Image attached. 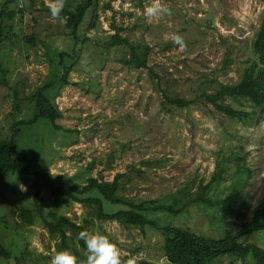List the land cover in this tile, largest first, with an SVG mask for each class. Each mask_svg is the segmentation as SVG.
I'll return each mask as SVG.
<instances>
[{"label":"rangeland","instance_id":"obj_1","mask_svg":"<svg viewBox=\"0 0 264 264\" xmlns=\"http://www.w3.org/2000/svg\"><path fill=\"white\" fill-rule=\"evenodd\" d=\"M262 2L162 0L170 14L150 20L145 9L152 0H98L96 26L87 32V39L80 40L76 59H65L73 65L61 80V73L55 70L56 66L61 69L60 55L73 47L66 24L52 18L46 0H0V7L6 3L8 10L16 11L12 20L4 17L0 23L19 36L8 33L0 49V141L12 138L16 121L33 118L37 94L45 88L62 113L57 125L64 130L41 118L21 126L18 146L30 156L29 170L38 167L31 151L48 162L46 169L58 188L82 189L89 178L110 182L116 174H124L119 197L143 202L168 201L179 195L180 201L173 204L176 209L202 192L201 185L208 186L207 199L227 196L237 161L244 166L236 170L247 167L248 175L235 217L221 219L220 208L208 204L152 215L164 218L166 214L162 223L198 235L225 237L250 221L254 207L264 201V107L255 108L250 100L242 99L220 102L251 114L252 122L247 124L217 112L200 95L213 93L221 84H238L235 77L241 74L229 72L227 66L239 63L240 58L219 56L229 49L238 50L240 57L252 54L248 50L262 21ZM80 3L66 0L65 7L74 10ZM173 34L183 37L185 48L173 42ZM113 35L125 38L129 45L120 43L108 49ZM144 44L148 47L147 67L128 65L130 45ZM218 71L222 73L218 86L209 88L205 80L214 82L212 75ZM166 94L197 102L186 109L164 108ZM230 163L227 182L210 186L219 167ZM14 175L0 178V218L6 220L0 223V243L11 253L9 260L0 255V264H17L15 258L25 249L23 264H51L61 251L59 237L49 233L40 217L32 226L20 223L17 213L33 208V202L27 181H21L27 176ZM90 194L100 197L95 191ZM40 203L48 220V213L53 212L79 224L88 221L87 232L107 235L122 250L124 261L167 264L163 237L153 227L142 231L117 221H99L92 207L52 195L48 189ZM104 203L108 211L111 204ZM254 233L244 240L264 247V232ZM77 243L71 238V246L79 250ZM250 263L224 258L214 264Z\"/></svg>","mask_w":264,"mask_h":264},{"label":"trees","instance_id":"obj_2","mask_svg":"<svg viewBox=\"0 0 264 264\" xmlns=\"http://www.w3.org/2000/svg\"><path fill=\"white\" fill-rule=\"evenodd\" d=\"M11 2L14 0H10ZM264 2V0H262ZM98 0H81V3L77 5L74 10L67 9L65 7L61 13L62 16L67 17L65 32L68 34L73 42V47L66 53H61L58 62L61 64V69L56 71L61 73L59 77L61 80H65L67 74L70 72L73 62L66 61L65 59L69 56L70 59L75 58V55L81 50L80 40L87 39V32L96 26L97 19V5ZM109 8V5H107ZM50 10V9H49ZM16 14V11L8 10L6 3L0 7V18L8 17L12 20ZM262 24L259 31L255 35L256 38L252 41V47L250 52L256 57H260L258 61L254 60L253 66L248 65L247 71L252 73L249 78L242 79V82L238 85H220L219 89L214 90L213 93L208 94L202 92V96L206 101L210 102L211 105L218 111H222L229 115H238L242 117L245 123L252 122L251 114L241 113L240 111H232L229 107L221 105V101L227 98L233 100H250L255 108L264 107V13L262 15ZM10 27L0 23V49L4 42L10 36L16 35ZM15 37V38H16ZM71 42V43H72ZM125 43L129 45V42L120 37L114 35L108 43V49L114 47L116 44ZM171 46V45H170ZM169 46V47H170ZM148 47L144 45H130V57L125 60L128 65L135 68L144 67L146 68L147 61V50ZM76 59V58H75ZM68 62V63H67ZM61 71V72H60ZM60 75V74H59ZM222 73L218 71L214 73L212 77L215 79L214 82H204L209 88L214 85L218 86V77ZM46 89H40L37 94L35 113L32 119L19 120L13 124L11 130L10 139L0 141V178L8 174H15L14 177L25 175L27 186L29 187L32 195L33 208L25 209L22 208L17 213L20 218L21 224H27L32 226L35 218H42L45 227L48 229L51 235H58L60 240L61 251H73L74 255L81 260L85 259L82 256L80 249L86 252V246L83 240L79 239V233L87 231L88 221H84L82 224L66 217L59 216L53 212L48 213L50 220L44 216V206L40 203L43 192L47 189L52 195L66 196L75 202L81 203L85 206L93 208L94 217L99 221H117L126 227H135L143 229L146 226L153 225L154 221L149 219L145 212L155 213L158 210H164V205L153 206L154 202L147 201H135L133 199L121 198L117 195L120 188V181L124 178V174H116L113 181L104 182L96 178H89L87 184L78 189L76 187H64L58 188L54 178L46 169L48 162L42 159L41 156L34 154L31 151V157L37 162V170H29V163L26 151L20 149L18 146V136L20 134L21 126H30L36 123L39 119H46L51 122L58 130H64L60 125H57V120L62 117L61 111L58 110L57 106L49 99L45 94ZM48 91V90H47ZM165 99L169 106H176V108H186L195 100L189 101L180 97H171L165 95ZM228 158H231L228 157ZM43 160V162H40ZM237 160V159H236ZM232 164L230 163L227 167L220 166L218 171L215 173L210 185L217 183V185L226 183L228 180V173L230 172ZM233 180L229 187H227L230 193L225 196H219L214 199H207L205 197L208 186L203 187L201 185L202 193H198L190 202H185L179 206L176 210L173 206L167 207L168 210H172L174 213H179L184 210L185 207L193 204H208L210 206H216L220 208L219 214L221 219H228L235 217L238 211L237 204L241 193V188L245 184L248 175V168L236 170V168L244 166L239 162L235 161ZM97 192L100 197H92L90 192ZM175 199V196L172 198ZM108 201L111 207L106 211L104 201ZM175 203V200H172ZM113 207V208H112ZM16 212V209H14ZM10 211V210H9ZM111 211V212H109ZM264 201L254 207L253 216L250 221L243 223L235 231H230L223 238H215L212 236H203L191 232L186 228H175L173 226L163 228V235L165 237L164 244L162 245V252L168 260V264H214L220 262L224 258H228L233 262L241 261L247 262L250 260V264H264V247L255 243H250L244 240L249 235L264 232ZM13 213V212H12ZM0 223H6L5 217L0 218ZM71 233L69 235L67 233ZM71 238L78 240L79 250L76 247H72L70 244ZM24 253L15 258L17 264H23L26 260ZM0 255L6 259L11 258V253L5 244L0 243ZM27 264H37V261H32ZM133 264H152L148 260L142 259L136 261Z\"/></svg>","mask_w":264,"mask_h":264},{"label":"clouds","instance_id":"obj_3","mask_svg":"<svg viewBox=\"0 0 264 264\" xmlns=\"http://www.w3.org/2000/svg\"><path fill=\"white\" fill-rule=\"evenodd\" d=\"M46 4H47L48 8L50 9L51 16H52V18L54 20H57L61 24H64V23L67 22V17L61 15L63 9L66 6V0H46ZM168 14H170V10L167 8L166 5H164L162 3V0H152V3L150 4V6H148L145 9V15L150 20L159 19V18H161V17H163L165 15H168ZM261 24H262V21H261V23H260V25H259V27L257 29V32L259 31V28L261 27ZM257 32H256V34H257ZM172 40H173V42L175 44L179 45L182 49L186 47V44H185V42L183 40V37L181 35H179V34H173L172 35ZM214 50L217 52L216 49H214ZM254 51L255 50L253 49V54H251V55L249 54L248 57H246V55L240 57V52L238 50H236V49H229V50L223 51L222 54L219 56L220 58H223V59L240 58V62L239 63H230L227 66V69H228L229 72L234 71L236 73H240L241 74L240 77H235V80L238 81V85L242 82V79H244V78L246 79V78H249V77L252 76V73L247 71V68L248 67L246 65V60L247 59H250V65L253 66V64H254L253 62L257 58L256 55L254 54ZM253 57H254V59H252ZM213 62H214V59L211 57L210 63H213ZM140 68H144V67H140ZM200 97H201L200 99L205 100V98L202 96V94L200 95ZM192 100H195V103L197 102L196 99H192ZM165 101H166V99H165ZM189 101H191V100H189ZM206 102L211 105L210 102H208V101H206ZM195 103L192 102V104H190L186 108L192 107V105H194ZM167 105H168V102L167 103H164L163 104L164 108H166ZM227 107H229L234 112L237 111V110L233 109L231 105L230 106H227ZM186 108H184V109H186ZM215 110L217 112L225 115L226 117H228L230 119L238 120L240 122L243 121L242 120V117H239L238 118V115H229V114H226V113H224L222 111H218L217 109H215ZM214 175H215V173H214ZM214 175H213V177H214ZM212 179H211V181H212ZM211 181L209 182V184L211 183ZM246 182H247V180L245 181V184L242 186V188L246 185ZM242 188H241V191H242ZM199 193H202V192H199ZM169 200L168 201H157V200H153V201H147V202H149V203L154 202V203H152L154 207L157 206V205H159V204L164 205L165 208L161 212H164V213L167 214V212H173L172 210H168L167 209V207H170L171 208L173 206L174 203L172 202V200H175V203L178 202V201H180L179 200V195L176 196L175 199H172L170 201ZM191 200H195V199H191ZM191 200H189L188 202H190ZM193 205H198V204H193ZM159 211L160 210H158L157 212H159ZM157 212H155V213L145 212V215L149 219H151L153 221L154 220L157 221V222L154 221V224L153 225H149V226H146V227H153V228L157 229L159 231V233L161 234V236L163 237V244H164L165 237H164L162 231H163V228L169 227L170 225H167V224L162 223L163 222V219L166 217V214L164 215V218H162V217L161 218H158V217L154 218V217H152V215L153 214L156 215ZM158 224H160L162 226H159L158 227ZM146 227H144L143 229H140V228H138V229H140V230L143 231V230H145ZM133 228H135V227H133ZM175 228H180V227H175ZM67 234H69V233H67ZM79 239L83 240L84 243H85V246H86L87 256L86 255H82V256H85V259L84 260H81V258H78L72 252L65 250V251H59V252H57L52 257L51 264H133L132 260L124 261L122 259V250L118 247V245L116 243L112 242L109 239V237L107 235H105V234H101V233H89L87 231H82V232L79 233ZM250 243H253V241H251ZM167 264H168V260H167Z\"/></svg>","mask_w":264,"mask_h":264}]
</instances>
